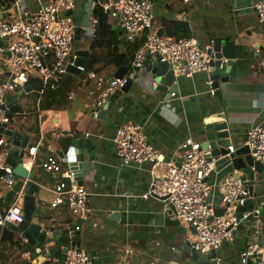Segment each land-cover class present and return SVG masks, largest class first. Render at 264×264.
Listing matches in <instances>:
<instances>
[{
  "label": "crops",
  "instance_id": "0c3cea01",
  "mask_svg": "<svg viewBox=\"0 0 264 264\" xmlns=\"http://www.w3.org/2000/svg\"><path fill=\"white\" fill-rule=\"evenodd\" d=\"M47 1L52 0H23L22 16L29 17ZM75 2L72 17L79 34L73 49L85 54L92 40V12L97 0ZM254 3L255 0H152L156 34L162 30L163 22L173 21L184 24L186 36L190 32V37L203 48L209 49L213 41H220L222 47L228 46L227 53L234 56L232 61H226L231 73L229 82L219 84L218 96L208 93V74L202 73L192 78L175 79L172 92L176 95L171 98V85L167 86V91L151 88L155 76L146 67L128 71L132 80L129 91L109 105L105 120L92 119L93 100L86 95L83 75L75 73L64 76L57 90L47 89L41 96L28 88L6 96V105L18 109L6 129L28 140L23 166L26 171L34 170V182L40 188L34 194L37 212L45 216L42 223L48 232L66 231L78 218L73 217L64 205L50 208V190L58 177L44 172L42 161L49 156L60 157L59 132L73 139L98 134L105 141L93 138L91 148L82 150L81 186L89 197L87 219L80 225V249L94 258V264H207L212 261L209 255L195 253V257L192 256L190 246L195 241V232L175 219L172 212L162 214V202L140 198L150 184L148 166H143L141 171L119 168L111 139L121 125L144 124L149 141L166 158L173 155L177 143L188 137L201 146L206 144L213 139L212 127L226 123L228 146H233L234 153L237 151L239 155L217 157L215 171L207 179L211 187L209 201L220 213L223 179L228 175L242 176L233 160L243 164L248 156L242 146L245 132L252 123H264V24L256 19ZM115 31L120 33V30ZM119 50L123 51L124 47ZM115 72L111 66L101 74L111 78ZM225 76L220 72L219 78ZM2 139L6 145L0 150L12 167V161L7 158L12 141L6 137ZM31 148H36L33 159L27 154ZM78 151L76 149L75 153ZM92 152L95 153L94 160L90 161ZM254 190L257 207L263 210L264 168L256 179ZM7 191L1 189V208L11 204L4 203ZM114 212L120 213L117 220L110 218ZM21 226L7 224L6 228L16 230ZM19 235L15 233L19 245L5 243L0 246V264H34L30 255L23 252L25 241ZM249 242L245 230H238L234 241L224 245L217 255L225 264H239V252ZM69 243L67 240L70 249Z\"/></svg>",
  "mask_w": 264,
  "mask_h": 264
},
{
  "label": "built area",
  "instance_id": "2783aa9c",
  "mask_svg": "<svg viewBox=\"0 0 264 264\" xmlns=\"http://www.w3.org/2000/svg\"><path fill=\"white\" fill-rule=\"evenodd\" d=\"M22 1L14 0L9 8L0 7V66L3 68L0 79V124L7 126L10 123L5 102L8 94L24 90L30 77H36L41 82V88L36 91L40 96L47 89L55 91L62 78L68 74L69 66L83 74L86 95L93 100L92 119L100 121V112L124 86L126 77L122 80L107 78L93 70L87 71L85 66L75 67L78 60V51L73 49L78 31L72 17L76 7L75 0L44 2L27 18L22 16ZM99 5L108 22L119 27L127 42L135 39L142 41L133 57L132 70L142 69L146 61L155 58L158 62L171 66L175 79L208 74L210 66L207 49L196 39L163 38L154 32L153 4L149 0L101 1ZM253 9L258 23L264 24V0H255ZM262 73L264 76V63ZM206 86L208 93L214 95L215 91L208 78ZM151 88H158L155 78L151 82ZM175 95L171 93L170 97L174 98ZM2 138L0 147L6 145ZM85 138L103 140L98 134H85ZM111 142L119 168L141 171L143 166H148L150 184L140 198L159 200L163 205L162 214L172 212L175 219L190 227L195 232L196 238L191 248L196 253L210 255L215 252L213 264H225L217 253L224 245L234 241L241 224L250 215H254L257 220L251 223L253 235L239 252V264H250V261L262 254L256 239L262 210L257 207L251 212H238L245 203L256 202V197L249 194L248 181L233 175L226 176L221 184L220 213L210 203L211 187L207 179L215 171L217 157L211 156L208 147L203 148L199 142L188 137L177 143L172 156L165 158L149 141L145 125L137 122L117 127ZM242 146L247 148L253 161L264 168V123H252L248 127ZM227 150L229 154L234 153L233 146H228ZM27 154L33 159L36 148L28 149ZM89 159L93 161L94 157ZM41 168L58 177L50 190V208L64 205L73 217L86 220L89 193L78 185L68 158L49 156L42 161ZM0 174V188L9 190L13 184L12 167L6 163L2 151ZM21 200L22 195H18L8 208H1L0 190V231L7 224H23ZM46 263L94 264V258L82 249L71 247L64 255L47 258Z\"/></svg>",
  "mask_w": 264,
  "mask_h": 264
},
{
  "label": "water",
  "instance_id": "95a60500",
  "mask_svg": "<svg viewBox=\"0 0 264 264\" xmlns=\"http://www.w3.org/2000/svg\"><path fill=\"white\" fill-rule=\"evenodd\" d=\"M152 2V0H149ZM112 29L118 30V26H114ZM79 32L77 31L76 39H78ZM187 37H190V32L187 33ZM228 46L222 47V43L220 41H213L211 47L207 49V55L209 57V72L208 79L211 81V88L215 91L216 96L220 94L219 92V84L229 82V75L231 73V67L227 66V62L229 60H233V55L227 53ZM6 54V53H5ZM78 60L75 63V67H84L86 65V60L84 58V52H77ZM144 67L151 71V74L155 76V80L158 83V89H162L167 91V86L171 85L169 93H173L172 91L175 89L172 85L175 80L173 76V72L171 66L165 62H158L157 59H152L146 61ZM68 73L71 74H79L78 70L73 67L67 68ZM3 69L0 70V76L2 75ZM220 72H224L226 75L223 78H219ZM128 70L124 67H120L116 70L113 79L122 80L125 78V84L121 88V90L110 98L109 103L106 104L102 111L100 112L99 118L103 119L106 115V111L110 104H112L118 97L124 93L126 94L129 91L132 80L128 77ZM228 125L226 123L213 126L211 129L212 140H208V142L202 145L203 148H209L211 150V156L219 157L226 156L229 154L226 147L228 146V141L226 138L228 137L227 132ZM219 131V132H218ZM2 137H6L11 139L12 147L10 153L7 155V158L12 161V186L6 192L4 197V203L9 204L12 203L18 195H22V212H23V220L28 224V227L25 230L20 232L21 239L25 241V246L23 249L24 253L30 255L31 260L34 264L46 263V259L51 256H59L66 254L68 250L67 240L70 241L71 247H76V249H80V225L81 219H77L75 222L70 224L66 231L58 232L54 234L53 232H48V229L42 223L41 217L37 212L36 207V199L34 198V194L39 192V186H37L34 182V170L26 171L24 169V154L25 149L27 148V138L22 137L18 134L13 133L11 130H7L4 124H0V139ZM218 143H221L218 145ZM57 144L60 146L59 158H63L64 155L70 153L68 157V162L71 167V170L74 172L75 180L78 185H82V177H83V168H84V156L82 154L83 149H90L92 146L91 140L86 138L73 139L72 137H66L63 133H57ZM79 150L75 153V150ZM243 150L247 152V148L243 147ZM243 153V152H242ZM95 155L94 152L90 154V158H93ZM239 155L237 151L235 153L229 154L231 158ZM234 166L236 169L240 171L242 176L241 180L248 181L249 194L255 195L254 186L256 184L257 177H260L263 173V166L258 162L253 161V159L248 155L245 156L243 164H239L240 162L237 160H233ZM25 170V172H24ZM257 208V203L254 201H249L244 204L243 207L238 209V212H251ZM120 217V213L114 212L111 214L110 218ZM257 220V217L254 215H250L245 222L241 224L240 232L245 230V234L248 237L253 235V226L252 222ZM259 225H258V234L256 239L258 240V246L262 249V254L257 256L253 261H250V264L253 262L256 264H264V209L261 212V216L259 217ZM78 228V229H76ZM57 238H60V241H56ZM189 248V245H186ZM191 248V246H190ZM46 250L48 252H46ZM190 252L192 256L195 257V251L191 248ZM215 256V252H211L209 258L213 259Z\"/></svg>",
  "mask_w": 264,
  "mask_h": 264
},
{
  "label": "trees",
  "instance_id": "16d2710c",
  "mask_svg": "<svg viewBox=\"0 0 264 264\" xmlns=\"http://www.w3.org/2000/svg\"><path fill=\"white\" fill-rule=\"evenodd\" d=\"M14 0H0L1 8H9ZM100 2L97 0L92 12L93 18V34L88 50L85 52L84 57L86 60L85 69L87 71L93 70L97 73H101L108 67L113 66L115 70L120 67L126 68L128 71H132V60L136 51L141 47L142 41L135 39L133 42H127L122 32H116L112 29V25L108 22L107 16L103 13ZM187 27L179 22H163L162 30L157 33L158 36L163 38L180 39L185 38ZM120 47H124L123 51H120ZM102 66L98 67L97 65ZM83 75V74H79ZM1 78V77H0ZM26 88L32 91H38L41 88V82L36 77H30ZM7 117L12 118L17 113L16 107L7 106ZM74 134L73 136H75ZM1 152V150H0ZM1 177V174H0ZM1 190V188H0ZM41 220L45 219V216L40 215ZM27 227V223L23 222L22 226L16 230L12 228H4L0 231V246L8 243L10 245H19L18 239L15 238V233H20ZM207 264H213V261L207 262Z\"/></svg>",
  "mask_w": 264,
  "mask_h": 264
}]
</instances>
